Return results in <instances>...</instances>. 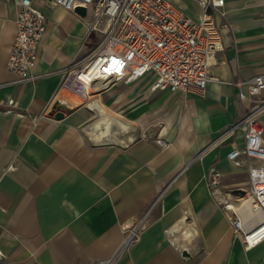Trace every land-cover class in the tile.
Here are the masks:
<instances>
[{
  "label": "crops",
  "instance_id": "obj_1",
  "mask_svg": "<svg viewBox=\"0 0 264 264\" xmlns=\"http://www.w3.org/2000/svg\"><path fill=\"white\" fill-rule=\"evenodd\" d=\"M169 1L197 18L198 0ZM38 6L37 75L20 81L6 68L17 7L0 0V264H264V239L245 248L224 206L247 181L226 154L250 104L234 83L264 75V0H225L203 95L152 90L148 73L76 105L62 72L88 51L89 16Z\"/></svg>",
  "mask_w": 264,
  "mask_h": 264
},
{
  "label": "built area",
  "instance_id": "obj_2",
  "mask_svg": "<svg viewBox=\"0 0 264 264\" xmlns=\"http://www.w3.org/2000/svg\"><path fill=\"white\" fill-rule=\"evenodd\" d=\"M17 7L15 32L9 48L6 68L17 80L36 77L34 67L40 41L45 33L47 17L38 6H61L75 12L76 6L86 9L87 33L83 43L89 52L63 69L61 89L79 97L99 89L98 82H131L151 74L152 90L195 92L203 95L210 73V58L221 48V25L225 0H198L200 11L192 19L169 0H8ZM239 101H254L249 113L239 118L242 145L226 154L234 165L245 166L247 181L243 194L253 215L247 223L239 212L230 211L229 221L241 236L245 248L264 239V140L259 116L264 113V75L237 80ZM220 173L211 168L209 184L219 183ZM95 264H107L99 260Z\"/></svg>",
  "mask_w": 264,
  "mask_h": 264
},
{
  "label": "rangeland",
  "instance_id": "obj_3",
  "mask_svg": "<svg viewBox=\"0 0 264 264\" xmlns=\"http://www.w3.org/2000/svg\"><path fill=\"white\" fill-rule=\"evenodd\" d=\"M87 52H89V47H88V51ZM87 54V53H86ZM97 91H98V89H97ZM95 92V91H94ZM62 99L63 98H65V99H68L69 101H71L74 105H76V104H79V103H81V102H83L84 100H85V98H83V97H79V96H76V95H74V94H71V93H69V92H67V91H65V90H62ZM250 102V104L247 106V107H244V109L242 108L241 109V112H240V115L235 119V122L239 119V118H241V117H244V116H246V114L247 113H249V110H250V106L253 104V102L254 101H249ZM235 122H234V124H235ZM237 195H239L238 194V192H236L235 194H228V197H229V199L225 202V203H229V202H234V200L235 199H238V198H236L237 197ZM224 203V204H225Z\"/></svg>",
  "mask_w": 264,
  "mask_h": 264
},
{
  "label": "bare ground",
  "instance_id": "obj_4",
  "mask_svg": "<svg viewBox=\"0 0 264 264\" xmlns=\"http://www.w3.org/2000/svg\"><path fill=\"white\" fill-rule=\"evenodd\" d=\"M98 83H99L98 84L99 89L109 84L108 82L101 81V80ZM235 200H238V199H235ZM228 207L234 209L236 212H239L247 223H251L253 221V215L248 209V204L245 201H241L240 203L239 201H235V202L231 201L228 203Z\"/></svg>",
  "mask_w": 264,
  "mask_h": 264
},
{
  "label": "water",
  "instance_id": "obj_5",
  "mask_svg": "<svg viewBox=\"0 0 264 264\" xmlns=\"http://www.w3.org/2000/svg\"><path fill=\"white\" fill-rule=\"evenodd\" d=\"M74 11L77 12L78 14L82 15V16H84L85 13H86V9L83 6H76L75 9H74ZM52 107H53V110L52 111H54L56 109V111L54 112V117L55 118L62 117L63 110H68L69 109L67 106H65L63 103H61L59 101L54 102V104H53ZM236 191L238 193H240V194H243L244 193L243 192V189H241V188L240 189H237ZM183 254H186V252H183Z\"/></svg>",
  "mask_w": 264,
  "mask_h": 264
}]
</instances>
